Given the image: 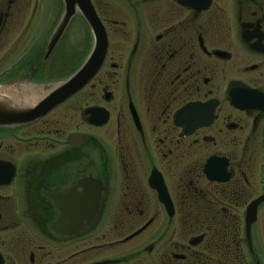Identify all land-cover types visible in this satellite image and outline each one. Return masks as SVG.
I'll return each mask as SVG.
<instances>
[{"label":"flooded vegetation","instance_id":"af4514ba","mask_svg":"<svg viewBox=\"0 0 264 264\" xmlns=\"http://www.w3.org/2000/svg\"><path fill=\"white\" fill-rule=\"evenodd\" d=\"M123 1L135 28L113 43L91 0L107 50L89 82L0 128L2 264H264V199L251 251L244 234L264 197V0ZM19 8L0 0V88L61 80L58 43L11 58Z\"/></svg>","mask_w":264,"mask_h":264},{"label":"water","instance_id":"95a60500","mask_svg":"<svg viewBox=\"0 0 264 264\" xmlns=\"http://www.w3.org/2000/svg\"><path fill=\"white\" fill-rule=\"evenodd\" d=\"M61 1L63 4V12L49 36L45 48V58L58 43L76 14L82 17L91 32L93 39L92 50L83 64L72 75L57 83L40 86L32 85L33 87L29 85L17 87L15 85L9 89L0 88V128L26 125L41 118L86 85L103 63L107 50V35L91 0ZM38 88H42L44 93L32 103L17 100L19 98L18 94L21 91ZM263 199L264 197H261L252 202L245 212L244 234L250 251L252 249L250 228L256 221L257 208ZM0 264H2L1 258Z\"/></svg>","mask_w":264,"mask_h":264},{"label":"rangeland","instance_id":"374dc122","mask_svg":"<svg viewBox=\"0 0 264 264\" xmlns=\"http://www.w3.org/2000/svg\"><path fill=\"white\" fill-rule=\"evenodd\" d=\"M93 1L103 16L112 11L115 22L119 23L116 26L109 25V32L113 39V43L116 41L119 42L121 39V36L115 34V32H133V29L135 28L133 20H129L125 29L121 28L120 25L122 21H125L122 19V16L125 15L123 14L124 10L122 7L127 5L123 0ZM15 3L20 8L11 16L10 22L13 23L14 29L11 31L12 34L8 35L5 40L7 42L11 41L16 43V49L13 51L11 58L14 57L17 61L19 60L22 62L28 53H36L40 48H43L45 41L48 39L59 21L63 12V4L61 0H15ZM77 15L70 21L64 34L60 38L56 49L58 60L62 66L60 75L61 79H65L72 74L75 65L80 63L83 59V55L86 54L85 52L87 51V48L89 51L90 46L92 45V35L90 30L81 21V18H79L80 16L78 17ZM116 38H118V40H116ZM10 63L11 60L9 59L2 68ZM57 82L59 81L54 83ZM57 114H59V111ZM53 118L54 117L51 116L48 117L49 120ZM258 163L259 161H257L255 167L251 171L258 170ZM255 234L259 245L264 249V207L260 212Z\"/></svg>","mask_w":264,"mask_h":264},{"label":"bare ground","instance_id":"6f19581e","mask_svg":"<svg viewBox=\"0 0 264 264\" xmlns=\"http://www.w3.org/2000/svg\"><path fill=\"white\" fill-rule=\"evenodd\" d=\"M44 93L42 88L32 89V90H23L21 91L18 96L17 100H22L25 103H32L36 98Z\"/></svg>","mask_w":264,"mask_h":264}]
</instances>
